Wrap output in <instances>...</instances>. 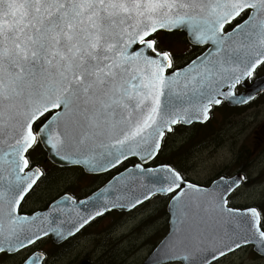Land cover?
<instances>
[{"label":"snow or ice","instance_id":"obj_1","mask_svg":"<svg viewBox=\"0 0 264 264\" xmlns=\"http://www.w3.org/2000/svg\"><path fill=\"white\" fill-rule=\"evenodd\" d=\"M177 33L202 49L183 65L171 42ZM260 65L264 0H0V256L21 255L50 234L67 239L154 195L167 196L171 213L154 264H222L249 244L264 254L261 212L232 204L246 177L221 176L209 188L169 165L145 167L175 126L208 121L224 100L253 99L235 89ZM37 149L91 173L139 156V173L125 169L130 177L162 175L136 196L130 187L102 189L94 211L62 197L49 205L68 216L62 229L52 226L59 217L21 212L45 174L32 161ZM20 264L47 260L33 251Z\"/></svg>","mask_w":264,"mask_h":264},{"label":"flooded vegetation","instance_id":"obj_2","mask_svg":"<svg viewBox=\"0 0 264 264\" xmlns=\"http://www.w3.org/2000/svg\"><path fill=\"white\" fill-rule=\"evenodd\" d=\"M171 42L176 51L184 54L181 65L202 51L201 48L186 44L182 33H177ZM262 77L264 65L257 67L247 79V84L252 85ZM245 91L246 87L242 84L235 89L237 96ZM240 114H244L245 119L238 118L234 129L231 125L223 124L226 118L238 117ZM225 129L232 130L234 137H231L232 133L224 134ZM236 139L238 142L233 156V170L214 171L213 175L202 181L191 174L190 162L195 156L201 155L203 149L217 147L220 142L230 144ZM161 143L162 149L158 155L175 149V153L169 155L171 166L180 170L190 181L209 186L221 176L225 179L234 175L246 177V183L239 189L244 194L234 196L232 204L241 208L256 207L264 218V90L242 105H228L224 100L213 107L208 121L177 125L172 133L165 135ZM153 160L145 164V167L164 164L162 159L157 162V157ZM32 161L45 174L38 181L35 192L22 202L21 212L26 215L46 212L50 204L62 197H70L75 201L85 200L126 168L138 163L137 159L129 158L107 172L87 173L81 166H58L47 158L45 151L39 149L32 153ZM168 206L167 196L154 195L134 209L112 208L85 225L74 236L56 241L50 234L21 255L0 256V264H20L22 256L33 251L42 252L47 264H111L115 259V262L120 261L119 264H127L129 261L134 264H154L149 263L148 258L170 230ZM82 209L92 210L88 207ZM59 218L62 223L69 224L65 213L60 212ZM72 220L75 221V216ZM82 245L84 248L79 250ZM137 249L143 250L142 261L133 258ZM222 264H264V254L254 244H249L222 261Z\"/></svg>","mask_w":264,"mask_h":264},{"label":"water","instance_id":"obj_3","mask_svg":"<svg viewBox=\"0 0 264 264\" xmlns=\"http://www.w3.org/2000/svg\"><path fill=\"white\" fill-rule=\"evenodd\" d=\"M247 79H245L242 82V85L244 87H246V91L242 95L237 96L238 98L254 97L255 95H257L258 93H260V92H262L264 90V77L258 79L252 85H248L247 84ZM225 84H226V81H221L220 87H221L222 90L224 89ZM225 101L229 105H241L240 103L229 102V100H225ZM193 122H197V121H193ZM187 125H189V124H187ZM47 158L51 162H53L54 164H56L58 166L72 165L70 163L69 164H64V163H61L58 160H54L52 158V156L50 154H48V153H47ZM129 158H136L137 161H138V163H142V161L140 160V157L139 156H132V157H129ZM153 159L148 160L146 164H148L149 162H151ZM162 165H165V164H162ZM162 165H156V166L146 167V168H149V169H153L154 170V169H157L158 167H160ZM81 167H83V166H81ZM83 168L85 169V171L87 173H91L85 167H83ZM129 168H132L133 169V174L139 173V170L138 169H135L134 168V165L131 166V167H129ZM121 174H123V177L118 182L117 179H116V177L121 176ZM157 175H162V174H160V173H157L155 175H153L151 173H149V174H142V175L139 176V178L133 179L132 177L129 176V173L125 172V170H124L123 172H121L118 175H116L110 182H108L106 185H104L102 188H100L94 195H92V196L88 197L87 199H85L86 201H89V203L86 204V205H82L81 208H83V207L92 208L91 207V204H92V202L95 201V198H96L97 194H99L100 191L102 189L106 188V187H109V188L114 187L116 190L124 189L126 192H127V188L130 187L131 188V192H128V196L131 197V196L140 195L142 192L146 191V188L147 187H154L155 186V185H152L151 182L156 178ZM236 177H238V176H233L231 178H227V180H230V179H233V178H236ZM217 180H215V181H217ZM213 182L210 184L209 188L215 187V184ZM112 195H113V193L111 191L106 192V193L103 194V196L100 198V201H99V205L101 206V208H102L103 205L108 204L109 200L112 198ZM60 200H61V198L58 199L57 201H60ZM57 201H55V202H57ZM121 202H126V201H121ZM69 206H71V202H69ZM109 207H110V204H109ZM116 209H125V208H119V207H117ZM91 211H94V209H92ZM168 211L170 212L169 206H168ZM42 214H47L49 216V219H52L54 217H60V212H58V213H52L49 210H47L46 212H43ZM170 215H171V213H170ZM73 222H75V221H73ZM169 224H170V221H169ZM52 226L53 227H60V228L64 229V228H67V227H71V223L64 224V223L61 222V220L59 218L57 220L56 224H54ZM52 238H53V240H56V241L61 240V239H58L54 234H52ZM161 247H162V242L156 247V249L153 251V253L151 254V256L148 258V262L149 263H154V261L157 260V252L159 251V249Z\"/></svg>","mask_w":264,"mask_h":264},{"label":"rangeland","instance_id":"obj_4","mask_svg":"<svg viewBox=\"0 0 264 264\" xmlns=\"http://www.w3.org/2000/svg\"><path fill=\"white\" fill-rule=\"evenodd\" d=\"M238 118H244V114H240L238 117L231 116L224 120V125H231L236 127ZM240 121V119H239ZM245 121V120H244ZM224 134L229 135L232 133L231 137H234V132L230 129H225ZM212 140V139H209ZM169 141V139H168ZM237 139L233 140L230 144L229 143H218L217 147L211 149H203V152L199 156H195L191 162V174L197 180H204L209 176L214 174V171H222L227 170L231 171L235 167V161L233 160V156H235L236 148H237ZM132 228V227H131ZM84 248V245L79 247V250ZM143 250L137 249L133 253V258L139 261H142L144 256H142ZM143 257V258H142Z\"/></svg>","mask_w":264,"mask_h":264},{"label":"trees","instance_id":"obj_5","mask_svg":"<svg viewBox=\"0 0 264 264\" xmlns=\"http://www.w3.org/2000/svg\"><path fill=\"white\" fill-rule=\"evenodd\" d=\"M175 151H176L175 149L167 150L166 153H165V151H164L161 155H158V156H157V162H160L159 159H162V161H164L163 163L171 165V159H170L169 155H170L171 153H175ZM115 260H116V259H115ZM115 260H113V261L111 262V264H119V263H120V261H119V262H115ZM123 264H126V263H123ZM127 264H134V263L131 262V261H129Z\"/></svg>","mask_w":264,"mask_h":264},{"label":"bare ground","instance_id":"obj_6","mask_svg":"<svg viewBox=\"0 0 264 264\" xmlns=\"http://www.w3.org/2000/svg\"><path fill=\"white\" fill-rule=\"evenodd\" d=\"M152 161H154V160H152ZM154 163V162H153Z\"/></svg>","mask_w":264,"mask_h":264}]
</instances>
